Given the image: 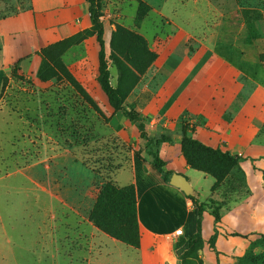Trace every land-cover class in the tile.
<instances>
[{
  "label": "crops",
  "instance_id": "obj_1",
  "mask_svg": "<svg viewBox=\"0 0 264 264\" xmlns=\"http://www.w3.org/2000/svg\"><path fill=\"white\" fill-rule=\"evenodd\" d=\"M151 11L162 26L172 29L159 33L152 30L156 24L140 31L157 56L125 99L127 109L144 118L146 137L141 138L129 120L114 129L122 142H131L122 158L125 166L116 173L123 178L115 180L135 188L141 236L137 262L178 264L196 230L197 207L188 197L194 196L206 204L201 225L203 264H236L250 242L264 233V142L255 141L264 124L258 60L264 52V0H159ZM90 26L87 0H29V8L0 18V73L20 60L21 72L35 76L41 48ZM109 34L104 30L105 46ZM83 41L87 59L69 66L101 111L112 115L115 111L97 81L99 44L95 36ZM116 78L110 72L112 85ZM244 78L253 88L241 98ZM184 112L190 124L197 122L191 136L240 156L243 175L234 171L211 191L214 179L194 173L197 170L186 164L180 146L178 120ZM162 136L169 139L157 143ZM153 152L164 163L167 181L153 165ZM201 179L208 184L207 193H200ZM173 182L185 183V190ZM209 199L221 202L214 249L208 244L215 229ZM86 222L91 224L88 218ZM177 229L185 243L173 250L171 239L179 236ZM94 233L103 235L97 228Z\"/></svg>",
  "mask_w": 264,
  "mask_h": 264
},
{
  "label": "rangeland",
  "instance_id": "obj_2",
  "mask_svg": "<svg viewBox=\"0 0 264 264\" xmlns=\"http://www.w3.org/2000/svg\"><path fill=\"white\" fill-rule=\"evenodd\" d=\"M158 1L91 0L90 6L110 37L121 26L141 34L149 45L142 34L145 27L158 24L152 30L159 33L172 29L151 11ZM28 6V0H0V15ZM139 11L145 13L137 23ZM83 40L61 56L77 81L69 65L88 56ZM105 54L116 77L109 42ZM124 120L120 112L95 110L66 80L29 77L20 69L13 74L11 66L0 73V264H138L140 246L121 242L89 220L101 185L109 181L120 186L117 181L123 178L116 173L125 166L122 158L131 142H122L114 129ZM199 185L200 193H207V182L201 179ZM94 227L103 235L97 236ZM178 240L185 243L181 235L171 239L173 250ZM246 250L236 264L264 261V233Z\"/></svg>",
  "mask_w": 264,
  "mask_h": 264
},
{
  "label": "trees",
  "instance_id": "obj_3",
  "mask_svg": "<svg viewBox=\"0 0 264 264\" xmlns=\"http://www.w3.org/2000/svg\"><path fill=\"white\" fill-rule=\"evenodd\" d=\"M91 26L87 29L76 32L75 34L49 44L38 51L40 56V64L35 76L42 80H66L73 87L81 91L83 98L91 103L95 110L101 111L95 101L81 88L78 81L63 63L61 56L71 46L81 42V40L96 35L99 44L98 51V73L97 81L106 94L111 107L115 112H120L132 124L136 126L141 138L146 137L144 118L133 108L127 109L125 99L141 80L142 76L148 70L150 65L156 59V52L149 48L146 39L134 30H130L121 26H117L112 31L109 48V59L117 70L116 84L110 82L109 64L105 54V43L103 40V28L99 22L98 16L90 6L91 0H87ZM29 4V0H28ZM29 8V6L27 7ZM23 10V9H22ZM145 11H139L136 16L138 23L144 16ZM12 12L2 13L0 18L12 15ZM260 71L264 84V52L258 55ZM19 61L11 64L13 74L20 69ZM243 90L240 93L241 98H245L249 91L252 90L253 84L243 79ZM228 114V113H227ZM228 116L225 114V117ZM188 114L184 112L178 120L181 131V151L185 157L186 164L194 170L200 171L214 179L211 191L215 190L230 175L236 171L243 175L240 169V156L223 151L220 148H213L191 136L197 122L190 124L188 122ZM168 136H162L157 143L168 140ZM118 140V139H117ZM256 142H264V124L257 133ZM127 151H125L126 153ZM153 165L157 171L167 181L168 173L163 171V162L156 152H153ZM123 163V159H122ZM192 203L197 207L196 230L192 236L193 242L189 248L180 254V264H203L199 250L203 248L204 241L201 236L202 213L206 204L199 202L194 196H188ZM210 213L214 218V233L208 240L209 246L214 249V241L216 237V224L220 221L221 202L209 199ZM216 205V208H213ZM89 220L100 230L106 232L121 242L138 248L140 246L139 222L137 218V200L135 188L133 184L118 186L109 181L104 182L96 195L95 202L89 211ZM232 235L239 236L233 232ZM253 243L250 242V245ZM182 245V241L178 240L175 247ZM247 251V250H246ZM245 254L237 259V263L244 258ZM250 260L252 256H250ZM259 264H264L260 261Z\"/></svg>",
  "mask_w": 264,
  "mask_h": 264
},
{
  "label": "water",
  "instance_id": "obj_4",
  "mask_svg": "<svg viewBox=\"0 0 264 264\" xmlns=\"http://www.w3.org/2000/svg\"><path fill=\"white\" fill-rule=\"evenodd\" d=\"M173 184H174V185H177V186H179L181 189L185 190V186H186L185 183H181V182L179 183V182H178V184H177L176 182H173ZM199 252H201V250H199Z\"/></svg>",
  "mask_w": 264,
  "mask_h": 264
},
{
  "label": "built area",
  "instance_id": "obj_5",
  "mask_svg": "<svg viewBox=\"0 0 264 264\" xmlns=\"http://www.w3.org/2000/svg\"><path fill=\"white\" fill-rule=\"evenodd\" d=\"M181 233H182L181 229H177L176 232H175L176 235H180Z\"/></svg>",
  "mask_w": 264,
  "mask_h": 264
}]
</instances>
